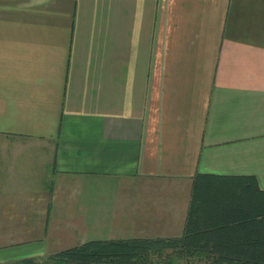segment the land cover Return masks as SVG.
<instances>
[{"label":"crops","instance_id":"1","mask_svg":"<svg viewBox=\"0 0 264 264\" xmlns=\"http://www.w3.org/2000/svg\"><path fill=\"white\" fill-rule=\"evenodd\" d=\"M199 174L264 191V0H0V264L179 238Z\"/></svg>","mask_w":264,"mask_h":264},{"label":"trees","instance_id":"2","mask_svg":"<svg viewBox=\"0 0 264 264\" xmlns=\"http://www.w3.org/2000/svg\"><path fill=\"white\" fill-rule=\"evenodd\" d=\"M264 264V191L255 176L194 177L184 231L179 238L90 240L46 258L5 264Z\"/></svg>","mask_w":264,"mask_h":264},{"label":"rangeland","instance_id":"3","mask_svg":"<svg viewBox=\"0 0 264 264\" xmlns=\"http://www.w3.org/2000/svg\"><path fill=\"white\" fill-rule=\"evenodd\" d=\"M87 242V241H86ZM34 244V243H33ZM33 244H25L24 246H20L18 249H17V251H18V254L21 252V251H23L24 253H27V250L28 249H31V248H33V247H35V246H33ZM23 256H25V255H23ZM171 258L175 263H177V264H186V262L183 260V259H181L180 257H177V256H175V255H173V254H171L170 252L168 253V254H164V255H162V256H154V258H155V260H156V262L157 261H162L163 259H165V258ZM43 258H46V257H43ZM199 262L197 261V260H193V264H198ZM192 264V263H191Z\"/></svg>","mask_w":264,"mask_h":264}]
</instances>
